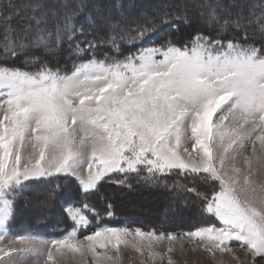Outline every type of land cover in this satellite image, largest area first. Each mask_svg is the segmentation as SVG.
<instances>
[{
  "label": "snow or ice",
  "instance_id": "snow-or-ice-1",
  "mask_svg": "<svg viewBox=\"0 0 264 264\" xmlns=\"http://www.w3.org/2000/svg\"><path fill=\"white\" fill-rule=\"evenodd\" d=\"M186 11V5L165 10L160 23L178 29L177 22L190 23ZM81 15L85 23L78 25ZM199 17L216 36L197 30L182 44L146 45L155 21L151 28L123 27L121 0L104 13L84 0H53L51 6L47 0H23L22 6L0 0V264L18 257L59 264L66 253L110 264L129 243L141 255L147 249L151 260L163 259L153 245L178 234L101 226L81 239L80 231L92 224L88 213L99 218L87 201L68 203L72 227L61 238L11 235L9 228L26 182L62 176L86 197L114 177L123 176L116 180L123 184L143 174L145 182L160 183L174 172L210 188L185 190L218 221L181 238L210 254L230 252L236 241L264 257V0H214ZM98 28L106 29L113 49L129 40L139 47L123 58H97L104 41L82 46L76 37ZM228 29L237 35L229 37ZM65 41L80 61L71 72L44 59ZM106 211L112 215L110 205Z\"/></svg>",
  "mask_w": 264,
  "mask_h": 264
},
{
  "label": "rangeland",
  "instance_id": "rangeland-1",
  "mask_svg": "<svg viewBox=\"0 0 264 264\" xmlns=\"http://www.w3.org/2000/svg\"><path fill=\"white\" fill-rule=\"evenodd\" d=\"M121 1L124 5L125 24L123 27H133L145 18L143 21L146 23L160 21L163 11L175 12L178 7L186 5L188 20L195 27L201 28H206V26L200 22V11L205 4L214 2V0ZM19 2L22 6L23 0ZM47 2L51 6L53 0H47ZM68 2L78 4L80 0H68ZM84 2L90 8L99 4L101 13H104L109 10L107 8H110L112 0H84ZM254 2L259 3V0H254ZM177 23L178 26L187 24ZM163 25L164 30L170 28L169 25ZM248 33L250 36L257 34L256 31ZM100 38L102 39L101 36ZM55 50L58 48L53 52ZM56 54L53 53L50 58H58ZM185 143L191 150L192 140L189 138ZM142 176L143 174L141 176L132 175L123 184L116 182L117 179H125L123 176L114 177L111 181L102 182L98 193L86 197L77 191L78 184L62 176L26 182L24 190L16 199L17 211L15 219L10 224L9 232L11 235L31 233L46 240L61 238L72 227V221L66 213L68 203L76 201L77 206L82 207L83 202L87 201L99 213V218L88 213L92 224L87 230L80 231L81 239L101 226L140 228L144 231L155 230L157 233L163 231L178 234L175 241L165 239L153 245V250L163 259L151 260L147 256V249L141 255L129 243L120 246L119 258L110 264H168L169 256L173 264H264V257H253L236 241L231 242L230 252L216 250L214 254H210L199 242L191 241L187 237L181 238L179 234L212 223L218 224L214 217L201 211V201L196 193L185 190L186 187H195L200 192H210V188L201 180L192 175L185 176L174 172L164 177L160 183H151L145 182ZM54 189L56 190L55 195L50 198L49 193ZM109 205L112 211L111 216L106 211ZM4 243L8 244L9 241L6 240ZM170 246L173 251L168 253L167 249ZM109 254L115 255V250L110 249ZM15 264H42V261L37 257H18ZM59 264H93V261L90 255L81 257L79 254L66 253L63 258H59Z\"/></svg>",
  "mask_w": 264,
  "mask_h": 264
},
{
  "label": "trees",
  "instance_id": "trees-1",
  "mask_svg": "<svg viewBox=\"0 0 264 264\" xmlns=\"http://www.w3.org/2000/svg\"><path fill=\"white\" fill-rule=\"evenodd\" d=\"M122 2V1H121ZM110 6V5H109ZM109 9V8H107ZM113 15H116L113 13ZM146 19V18H145ZM143 19V20H145ZM140 20L138 23L134 24L133 27L136 25H148L149 28H151L152 22L146 23V21ZM77 24L85 23V18L83 15L77 17ZM155 27L156 30L151 33L150 37L146 39L145 44L148 43H155L157 45L162 44L167 39H171L174 43L182 44L186 42L191 35H193L197 30H200L204 32L205 34H209L212 36H216L217 33L212 30L210 27L201 28V27H195L191 22L188 24H182L181 26H178V29H174L171 26H169L167 30L165 29V26L160 23V21H155ZM168 25V24H165ZM86 26V25H85ZM181 27V28H180ZM97 31V32H96ZM179 31V32H178ZM96 32V33H94ZM226 34L231 37L237 35V33L233 32L231 29H228ZM249 34V33H248ZM107 35L106 29H98L94 30L93 32H86L83 36H77L76 41L81 42L83 46V42L86 40H95L96 42L100 43L101 41H104L103 43H100V46L95 49V55L97 58L103 59L105 56L108 57H116V58H123L124 56L128 55L131 52H134L137 47H139V44H133L131 40L121 43L120 47L118 49H113L111 44L105 40V37ZM102 37V39L100 38ZM250 36V35H249ZM256 36H259L258 32ZM255 39L257 41L260 40V36L256 37ZM70 45L67 41L63 44L61 48H58V50H55L53 53H57L58 58H50L51 55H45L44 59L47 61L48 65L60 70L61 72H71L74 65L76 63H79V59L76 56H73L69 51ZM15 63L17 65H20L21 61L16 60ZM32 70H35V66L32 68Z\"/></svg>",
  "mask_w": 264,
  "mask_h": 264
}]
</instances>
